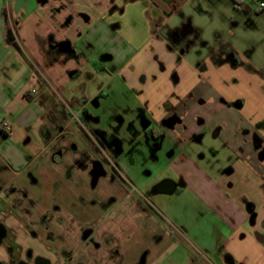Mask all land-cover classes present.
Instances as JSON below:
<instances>
[{
    "label": "crops",
    "instance_id": "0c3cea01",
    "mask_svg": "<svg viewBox=\"0 0 264 264\" xmlns=\"http://www.w3.org/2000/svg\"><path fill=\"white\" fill-rule=\"evenodd\" d=\"M260 2L264 0H0V134L11 142L17 128L26 136V147L32 140L38 147L29 155L18 147L0 149V172L14 173L0 187V245L7 239L0 246V264H28L27 249L9 238L14 230L28 238L25 227L34 228L33 216L39 220L51 208L54 220L66 224L68 216L82 217L88 207L93 210L85 219L98 217V233L110 235L121 248L140 234L143 246L130 264H137L142 254V264H264ZM9 30L12 43L6 40ZM62 42H69L71 54L59 52ZM88 46L100 50L96 57L85 53ZM99 57L127 88L125 110L133 115L145 154L150 151L149 164L166 167L170 173L161 182L176 187L171 195L154 193L162 197L147 199L145 213L136 206L143 192L131 181L100 177L98 192L91 189L89 196L84 167L68 179L65 167L72 156L65 154L61 163L54 159L58 149L70 144L78 153L90 145L91 159L100 154L97 137L89 138L83 128L87 101L60 95L65 83ZM38 74L51 79L59 93L45 89ZM52 100L55 114L66 116L61 122L48 119ZM4 124L10 126L9 134L1 130ZM144 131L152 140H143ZM138 146L131 148L133 153ZM41 175L48 176L51 197L28 188L38 186ZM117 182H124L126 190ZM9 185L27 186L35 201L31 218L12 205L16 196L8 194ZM108 199L113 200L109 206Z\"/></svg>",
    "mask_w": 264,
    "mask_h": 264
},
{
    "label": "rangeland",
    "instance_id": "374dc122",
    "mask_svg": "<svg viewBox=\"0 0 264 264\" xmlns=\"http://www.w3.org/2000/svg\"><path fill=\"white\" fill-rule=\"evenodd\" d=\"M139 34L140 37L141 35H144L141 30L139 31ZM99 52L100 50L98 48L96 49L88 46L85 53L90 58H93L96 57ZM114 70L115 69L111 65L102 61V57H99L98 61L95 64H92V62L89 61L82 69L79 77L73 78L65 83V86L60 89V95L61 99L63 100H67L69 95L72 94L87 101L88 104L85 110L86 116L83 117L86 126H83V128L87 132L88 137H94L95 135L98 140L109 144V149L111 151L114 150L111 153V157L118 165V175L120 176V178L124 181H131L137 189H141L144 193V188H142L143 185H146V190L151 189L162 180H164L166 175H168L170 172L166 171V167H164L161 163L149 164V161H153L152 159H150V157H148L150 151H148V154H145L146 149L143 148L142 141L139 140L141 137L140 132H135L137 128L134 127L136 125L133 124L135 123L133 122V115L131 114L130 110H125V107L130 104V95L127 91V88L120 83L119 78L113 76ZM38 78L39 82L45 89H48L50 91L54 90L53 92H56L57 94L59 93L53 88L51 79H48L47 77L44 79L39 74ZM52 94L54 95V93ZM94 99H97L99 104L98 107H95V105L91 104V101ZM54 104V100H52L50 104L48 103V119L51 122H61V120L66 119V116L63 112L55 114L56 110L54 108ZM95 126L97 128H95ZM11 137V142H6L5 140H3V136L0 134V149L2 150V152L8 148L15 149V147H18L21 151L29 155L30 151L33 152L34 150H38V147L34 146L33 140L30 146L26 147L24 145L23 141L25 140L26 136H24L21 130L17 128L13 129ZM134 139H137V141H134ZM137 142L138 144H141V146H138L137 151L135 150V152L133 153L131 148ZM164 152L167 151H161V153ZM144 154L145 156L143 157ZM151 166L152 168H150ZM76 168H73L70 174H72L73 170H75ZM18 169L22 170L23 168L20 167ZM65 170L67 176V166L65 167ZM0 173V187H3L6 183L8 184L9 181L14 179V173L12 170L6 171L2 169ZM40 178L41 180L39 179L38 186L36 185L35 188L28 186V188L33 189L34 193L38 196H41L42 198H46V194L47 197H51V189L48 183V176L47 179L44 178L43 175H41ZM103 179L109 181V177ZM32 183L35 185L38 182L33 180ZM101 184H104V181L103 183L101 182ZM25 187L27 188L26 185ZM104 187L105 186H103L102 191L104 194H106L108 187ZM26 188L19 187V189L24 190L27 195L24 198L21 197L20 194L16 195L15 199H13L12 205L16 208L22 207L20 212L28 216V218H31V216L33 215H31L30 209L35 206V201L29 198ZM248 189L250 190V188ZM11 190L12 186L9 185L7 187V192L10 193L8 194H11ZM90 190L91 188L89 187V192H87L89 196H91ZM94 192H98L97 189ZM57 196L58 194L56 195V197ZM2 197L6 200L10 198L9 195L6 197L5 193H3ZM160 197H162V195H151L148 197V199L149 201H152L153 198ZM249 197H251L253 200L255 199V196L253 195ZM92 210V208L88 207L87 212L81 214L83 220H81L80 222H84L85 215H88ZM45 212L46 211H44L43 213ZM52 212L54 211L52 210ZM43 213L41 212V215ZM54 216L57 215L54 213ZM33 217L34 220H36L34 228L33 226H31L32 228H30V225H28L29 223H27V226L25 225V232L29 233L28 238L22 237L16 230H14L16 232L15 236L9 238L17 240L20 248L27 249L29 255L26 254L27 252L24 254V259L26 260V262L28 264H35L36 258L41 257L44 259H48L51 264H74L69 263L65 259L61 258L59 256V252L67 251L70 254L79 253V248L81 245L77 237V230L74 228L69 230V233H65L67 229L65 228L64 224L62 226H59V224L52 222L51 226L49 227V225L46 223L40 224L38 216ZM6 241L7 239L4 240L0 245L1 249L4 247ZM140 245L141 247L143 246L142 242L140 243L139 234V236H137L135 240L125 242V245H123L122 248L121 246H119V248L117 247V249H119V254L116 258L117 261L122 260L123 264H130L131 258L138 252L137 249ZM80 258L83 257L79 256L78 254L75 257V259ZM114 261H106L102 259L101 264H116ZM137 264H140V261H137Z\"/></svg>",
    "mask_w": 264,
    "mask_h": 264
},
{
    "label": "flooded vegetation",
    "instance_id": "af4514ba",
    "mask_svg": "<svg viewBox=\"0 0 264 264\" xmlns=\"http://www.w3.org/2000/svg\"><path fill=\"white\" fill-rule=\"evenodd\" d=\"M92 105L97 106L98 101L97 99H94L91 101ZM82 116H86V112L82 114ZM144 125V124H143ZM143 140L145 142H148L152 140V134L150 132L144 131L143 132ZM119 143V142H116ZM99 144V156L96 158L91 159L88 156V153L90 151V145L89 147L83 149L78 153V150L75 148L74 144H70L69 146H64L60 149H58L55 152L54 159L57 162H63L65 154H70L72 157L70 158V162L67 165L68 173L67 177L68 179H71L72 175L70 172L73 168L76 167H84L85 171L87 172L89 186L92 190H94L97 186V182L102 179L109 177V181L115 182L117 180L118 176V165L115 162V160L111 157V153L114 150L109 149V144L102 142L101 140H98ZM152 145H155L153 142ZM111 151V152H110ZM75 156V157H74ZM83 160V161H82ZM95 162H99L102 167L105 170V175L102 178L97 179L95 182V185L93 186V175L92 172L94 170ZM120 187L124 190H126L127 185L124 182H117ZM156 187V186H155ZM144 190V193L142 194V200L138 201L136 206L141 211V213H145L147 210L146 206V200L149 196L153 195L155 193L154 188ZM10 193V192H9ZM20 194L21 197H26V192L24 190H20L18 187H13L11 190V195L15 197L16 195ZM95 201H91L92 205H94ZM113 202L112 199L107 200V206L111 205ZM106 204L104 205L106 207ZM83 218L77 215L68 216L67 223L65 224L63 220H54V212L51 211V208L47 210L45 213L41 215L39 218L40 224H48L49 227L51 226V223L54 222L56 224H59V226H62L64 224L65 228L67 229L65 233H69V230L76 229L77 230V237L80 242V248L79 253L76 254H70L67 251L59 252V256L63 259H65L69 263L74 264H101L102 259L103 260H111L114 261L116 264L119 263L117 261V256L119 254V248L118 243L116 240H114L110 235L105 234H99L97 231V225L99 223L98 217H91L89 219L84 218V222H80ZM54 220V221H53ZM4 233L3 228H0V236ZM29 255V252L26 253ZM79 255L83 258L75 259L76 255ZM144 255L142 254L140 263H143ZM83 259V260H82ZM24 264V263H19Z\"/></svg>",
    "mask_w": 264,
    "mask_h": 264
},
{
    "label": "water",
    "instance_id": "95a60500",
    "mask_svg": "<svg viewBox=\"0 0 264 264\" xmlns=\"http://www.w3.org/2000/svg\"><path fill=\"white\" fill-rule=\"evenodd\" d=\"M58 50L62 54L72 53V49H71L69 42L60 43L58 45ZM92 175H93V186L95 185V182L97 181V179L105 175V170L99 162H95ZM175 189L176 187L172 181L165 180L157 184V186L154 188V191L157 194L171 195L175 192ZM35 264H50V262L44 258L38 257L35 260Z\"/></svg>",
    "mask_w": 264,
    "mask_h": 264
},
{
    "label": "built area",
    "instance_id": "2783aa9c",
    "mask_svg": "<svg viewBox=\"0 0 264 264\" xmlns=\"http://www.w3.org/2000/svg\"><path fill=\"white\" fill-rule=\"evenodd\" d=\"M259 8L260 9H264V2H260L259 3ZM1 130L5 133V134H9L10 133V126L7 125V124H4L2 127H1Z\"/></svg>",
    "mask_w": 264,
    "mask_h": 264
},
{
    "label": "trees",
    "instance_id": "16d2710c",
    "mask_svg": "<svg viewBox=\"0 0 264 264\" xmlns=\"http://www.w3.org/2000/svg\"><path fill=\"white\" fill-rule=\"evenodd\" d=\"M6 40L8 43H12V41H13V35H12V32L10 30L7 32Z\"/></svg>",
    "mask_w": 264,
    "mask_h": 264
}]
</instances>
